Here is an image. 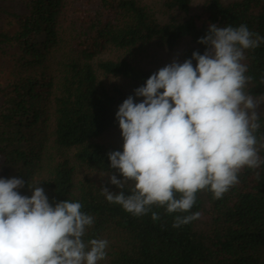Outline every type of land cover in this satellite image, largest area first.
I'll use <instances>...</instances> for the list:
<instances>
[{
	"label": "trees",
	"instance_id": "trees-1",
	"mask_svg": "<svg viewBox=\"0 0 264 264\" xmlns=\"http://www.w3.org/2000/svg\"><path fill=\"white\" fill-rule=\"evenodd\" d=\"M23 1L17 31H0V48L9 49L16 69L0 87V177L23 178L21 195L30 196L28 184L39 183L50 203L80 202L94 217L84 242L108 241L98 264H264V164L243 168L221 198L198 191L186 213L152 205L135 216L102 193L103 187L120 191L109 182L107 174H120L109 168L107 154L122 150L118 106L129 95L143 99L134 89L154 73L142 65L147 48L172 50L187 39L182 63L193 51L203 54L206 45L197 41L213 23L245 24L264 37V0H204L197 13L191 0H163L166 21L143 0ZM242 63L250 77L245 91L264 100V42L245 50ZM256 111L254 135L264 160V103ZM196 212L198 219L173 227L177 215Z\"/></svg>",
	"mask_w": 264,
	"mask_h": 264
},
{
	"label": "clouds",
	"instance_id": "clouds-1",
	"mask_svg": "<svg viewBox=\"0 0 264 264\" xmlns=\"http://www.w3.org/2000/svg\"><path fill=\"white\" fill-rule=\"evenodd\" d=\"M203 54L193 51L182 63L173 60L149 75L118 106L115 118L122 150L110 151L109 182L120 191L102 188L110 203L141 216L152 205L166 212L186 213L196 193L208 188L221 198L238 183L245 168L264 164L258 154L256 109L264 100L245 91V50L255 49L264 37L248 29L209 24L198 38ZM196 64L193 66L192 61ZM131 181L130 194L123 189ZM23 178L0 177V264H98L105 259L108 241L82 237L94 217L75 201L50 203L44 189L28 186ZM179 193V198L176 197ZM200 213L177 215L173 227L198 219ZM151 218L159 219L156 212Z\"/></svg>",
	"mask_w": 264,
	"mask_h": 264
},
{
	"label": "rangeland",
	"instance_id": "rangeland-1",
	"mask_svg": "<svg viewBox=\"0 0 264 264\" xmlns=\"http://www.w3.org/2000/svg\"><path fill=\"white\" fill-rule=\"evenodd\" d=\"M156 14V16L166 21L170 18V14L163 8V0H143ZM191 13L200 11L204 0H191ZM229 2L233 0H223ZM26 8L23 0H0V31L15 33L17 31V17L15 14H23ZM190 46L189 40L181 41L172 50L165 49L157 44H152L147 48V52L143 58L142 65L156 72L159 68L176 60L181 63V56ZM4 52L0 48V87L6 86L15 74L16 69L12 66V60L8 48L4 45ZM12 52V51H11ZM260 109V106L258 107Z\"/></svg>",
	"mask_w": 264,
	"mask_h": 264
}]
</instances>
